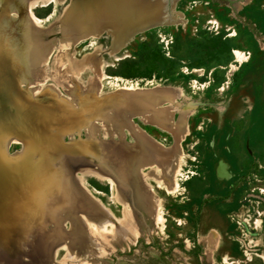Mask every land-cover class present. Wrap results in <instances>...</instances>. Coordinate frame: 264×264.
Instances as JSON below:
<instances>
[{
    "label": "rangeland",
    "instance_id": "rangeland-1",
    "mask_svg": "<svg viewBox=\"0 0 264 264\" xmlns=\"http://www.w3.org/2000/svg\"><path fill=\"white\" fill-rule=\"evenodd\" d=\"M120 1L0 0V264H264V0Z\"/></svg>",
    "mask_w": 264,
    "mask_h": 264
},
{
    "label": "bare ground",
    "instance_id": "bare-ground-1",
    "mask_svg": "<svg viewBox=\"0 0 264 264\" xmlns=\"http://www.w3.org/2000/svg\"><path fill=\"white\" fill-rule=\"evenodd\" d=\"M97 1V0H96ZM121 4L124 6V11L121 12V13H115V14H111L112 15V19H114V22H118L119 25H121V27L125 26L128 28H131V27H134L136 25V22L138 21H145L146 24H153L155 23L157 20H158V13H155V12H149L147 11L143 6L141 7H138L136 5H134L132 3L131 0L127 1V0H121L120 1ZM109 4L105 3V2H98L97 5H96V8L97 10H102V9H107L109 8ZM146 7V6H145ZM156 8V7H154ZM86 9V8H85ZM96 10V11H97ZM94 14V13H93ZM101 14V12H100ZM99 15V14H98ZM153 16V19L151 20H148V16ZM92 16V15H91ZM131 16H135L134 20H130V17ZM86 17V16H85ZM101 17V16H99ZM105 17V16H104ZM92 18V17H91ZM102 18V17H101ZM100 18V19H101ZM108 18V17H107ZM111 18V17H110ZM93 19V18H92ZM97 18L94 19V21L96 20ZM111 19V20H112ZM36 20V19H35ZM37 21V20H36ZM40 21V20H39ZM105 21V20H104ZM108 21V20H106ZM105 21V22H106ZM163 21V20H162ZM90 22V21H88ZM93 22V20H92ZM91 22V23H92ZM97 22V21H96ZM95 22V23H96ZM99 22V21H98ZM103 24V23H102ZM74 25V24H73ZM123 25V26H122ZM117 40V39H116ZM242 58V57H241ZM121 60V59H120ZM94 66V65H93ZM110 77V76H109ZM105 78V77H104ZM108 78V77H107ZM124 89V88H123ZM111 182V181H110ZM176 189V188H175Z\"/></svg>",
    "mask_w": 264,
    "mask_h": 264
}]
</instances>
